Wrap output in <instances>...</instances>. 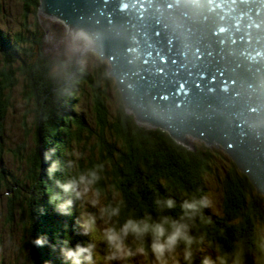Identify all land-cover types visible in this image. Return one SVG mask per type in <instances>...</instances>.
<instances>
[{"label":"water","instance_id":"obj_1","mask_svg":"<svg viewBox=\"0 0 264 264\" xmlns=\"http://www.w3.org/2000/svg\"><path fill=\"white\" fill-rule=\"evenodd\" d=\"M94 37L137 122L226 148L264 194V0H40ZM216 146V145H215Z\"/></svg>","mask_w":264,"mask_h":264},{"label":"trees","instance_id":"obj_2","mask_svg":"<svg viewBox=\"0 0 264 264\" xmlns=\"http://www.w3.org/2000/svg\"><path fill=\"white\" fill-rule=\"evenodd\" d=\"M21 1L24 3L22 15L25 21L31 12L38 16L40 0ZM39 24L37 18L35 32L23 23L24 31L14 33V37L0 29V151L4 121L11 107L9 98L15 87L23 88L22 94L25 99L33 101L37 115L34 145L30 150L23 145L22 149L17 148L13 152V158L25 164V181L7 176L9 181L0 186L6 187L7 192L16 198L17 195H23L20 199L30 195L25 210H21L22 204L20 206L17 200L9 199L6 221L16 225L15 214L21 216V212L23 222L24 217L29 221L22 224L27 227V232H31L28 237L35 256L33 264H63L60 255L62 242L69 239L74 246L87 238L75 234V230L67 232L63 228L74 223L78 216L75 210V215L63 216L49 202L51 181L44 171L48 166L42 159L45 151L56 147V158L63 160L65 157L62 153L78 151L83 143L93 141L87 150L89 155L81 160V164L107 162L109 182L119 185L129 210L137 214L149 208L156 192L165 194L162 181L166 182L167 189L178 200L182 191L208 193L205 177L213 172L214 154L206 146L201 148L196 145L191 150L167 132L139 124L135 115L126 110L122 99L119 106L111 108L107 86L102 85V77L106 82L109 80L106 69L92 73L77 60L67 69L62 65L53 69L55 63L44 60L40 56L42 53L33 50L35 44L42 45L41 40L45 36L39 30ZM27 33L33 37L27 36ZM79 94L90 100L93 126L89 124L86 112L77 109ZM0 172L5 180V168L1 167ZM231 172L223 180L222 215L211 209L204 210L212 220V224L204 229L209 233V239L229 250L236 240H244L250 247L254 236L253 222L264 220V197L256 193L245 173L239 174L235 169ZM36 195L39 203H31L30 200ZM41 236L48 239L49 245L34 246L31 241ZM52 246H55V250ZM248 264H253L251 254Z\"/></svg>","mask_w":264,"mask_h":264},{"label":"clouds","instance_id":"obj_3","mask_svg":"<svg viewBox=\"0 0 264 264\" xmlns=\"http://www.w3.org/2000/svg\"><path fill=\"white\" fill-rule=\"evenodd\" d=\"M72 40L85 48L95 43L83 30L72 34ZM93 55L103 62L101 51L93 50ZM56 153L52 147L42 155L51 181L49 202L60 215L78 212L79 234L87 238L74 246L69 239L62 242L63 264H248L249 254L253 264H264V220L253 222L250 247L236 240L230 250L225 249L204 230L212 224L204 211L215 207L211 194L182 191L178 200L162 181L165 194L156 192L149 208L137 214L129 210L119 185L109 182L107 162L81 164L79 152H64L63 160ZM98 241L103 245L102 257ZM31 243L49 245L44 236Z\"/></svg>","mask_w":264,"mask_h":264},{"label":"rangeland","instance_id":"obj_4","mask_svg":"<svg viewBox=\"0 0 264 264\" xmlns=\"http://www.w3.org/2000/svg\"><path fill=\"white\" fill-rule=\"evenodd\" d=\"M23 4L24 3L21 0H0V29L11 34V37H14V33L24 31L22 24L26 23L29 25L30 30L37 32V26L35 23L37 22L38 18L40 22L39 30L45 33V36H43L41 40L42 45L35 44L33 50L39 54L42 53L40 56L43 59L45 58L44 60L48 59L50 62L55 63L56 65H54L55 68L53 67V69H57L61 65L63 66L62 68L67 69L71 66L74 60H77L78 63L82 62L85 68H87L92 73L101 72L102 70L106 69L108 76L107 78H109V80L107 79L108 81L106 82V80L102 77V85L105 88L107 86L110 107L114 108L117 105L119 106L122 96H120L121 93L116 79L108 73L109 60L107 58H104L103 62L97 60L93 55V48H85L80 43L72 40V34L74 33L69 26L58 19L46 16L41 12L40 8H38V16L31 12L29 19L25 21V17L22 15ZM27 36L33 37L32 34L29 33H27ZM22 91L23 88L20 86L17 88L15 87L13 93H11V97L9 98L11 107L7 111L4 121L5 127L2 140V149L0 151V170L1 167L5 168L4 173L6 174V178L3 180L0 176V185H4V183L9 181L7 176H12V178L17 177L21 182L25 181V175H23L25 171V164L23 161L17 160V158L14 159L13 152L17 148L22 149L23 145H25L28 150H30L34 145L33 140L36 132L37 119V115L35 113L36 107L33 101L30 102L28 99H25ZM122 103L126 108L123 99ZM90 108V100L79 94V104L77 109H79L80 112H86L85 114L88 115V119L90 121L89 124L93 126L94 118ZM127 111L131 113L129 110ZM141 125L147 128H152L147 124ZM155 129H161L171 135V133L166 129L159 127H155ZM186 137L189 145H185L182 142L179 143L189 147L191 150H194L196 145L200 146L201 148L206 146L213 150V172H210L205 177V181L208 187V193L211 194L215 202V207L211 210L216 214H220L221 216L223 213L224 197V188L222 187L224 185L223 180H226L227 173H233L231 172L232 169H235V171H238L239 174L242 175L244 172L239 168L234 159L226 152L225 147H223L221 144H217L215 142L214 144L216 146L208 145L204 143L205 141L202 139L198 140L191 134H188ZM92 144L93 141H90V143H83V148L80 147L78 151L73 150L72 152H79L82 157L85 158L87 155H89L87 150L91 148L90 146ZM68 153L70 152L68 151ZM1 157L3 159H1ZM249 181L256 189V193L264 197V194L259 193L256 186L250 179ZM44 196L45 195L43 193V197ZM17 197L18 198H16L14 194H9L6 187L1 188L0 186V264H33V260L35 261V256H33L32 246L30 245L28 237L31 232H27V227L23 225L29 222L27 218L24 217L23 222V214L21 212V216L15 214L17 219H15L16 225L6 221V216L8 215L6 208L10 198H14L18 201L20 206L21 204L24 206H21V210L28 208L27 204L29 202L30 195L28 194L23 199H20L23 197V195L21 197L17 195ZM37 198V195L33 197L30 200L31 203L32 201L34 203H39ZM260 203H262V201H260ZM262 207L264 209V204ZM73 212L75 215L76 212ZM76 225L77 223L75 220L74 223H69V226H63V228L67 232H70L71 230L74 232L75 230L74 233L79 234L80 230ZM35 229L38 228L35 227ZM35 232H38V230H35ZM66 233L65 235H67ZM98 250H101V252L103 251V245L99 243V241ZM36 255L38 256V254ZM101 255H103V252Z\"/></svg>","mask_w":264,"mask_h":264},{"label":"bare ground","instance_id":"obj_5","mask_svg":"<svg viewBox=\"0 0 264 264\" xmlns=\"http://www.w3.org/2000/svg\"><path fill=\"white\" fill-rule=\"evenodd\" d=\"M60 25V24H59ZM71 29V28H70ZM109 73V72H108ZM134 114V113H133ZM142 124H144V123H142ZM149 126V125H148ZM150 127H152V128H155V127H153V126H150ZM188 135V134H187ZM186 135V136H187ZM190 135V134H189ZM194 136V135H193ZM194 137H196V136H194ZM198 140L200 139V138H198V137H196ZM186 140H187V137H186ZM217 144H220L219 142H217V141H215ZM204 143H206V142H204ZM207 144V143H206ZM222 145V144H221ZM208 146V145H207ZM226 149V148H225ZM71 224V223H70ZM72 226V225H71ZM72 228V227H71Z\"/></svg>","mask_w":264,"mask_h":264}]
</instances>
